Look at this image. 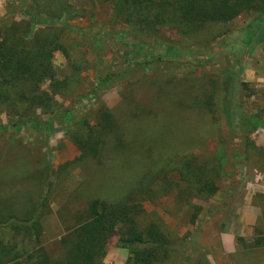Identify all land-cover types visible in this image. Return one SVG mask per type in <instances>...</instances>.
Wrapping results in <instances>:
<instances>
[{
    "label": "rangeland",
    "instance_id": "374dc122",
    "mask_svg": "<svg viewBox=\"0 0 264 264\" xmlns=\"http://www.w3.org/2000/svg\"><path fill=\"white\" fill-rule=\"evenodd\" d=\"M21 1L47 17L62 6L61 0H0V21L19 17ZM67 2L73 17L64 15L42 34L67 51L57 50L53 62L72 92L57 95L62 107L55 113L23 124L0 106V237L14 248L12 256L26 264L44 247L59 257L61 240L88 218L93 199L118 202L137 189L142 224L159 222L173 242L169 256L156 264H264V245H255L264 237L261 13L244 12L192 34L163 29L162 45L144 37L145 43L128 47L113 39L137 41L114 16L111 0ZM209 90L216 91V112L204 107ZM227 94L234 98V125L221 109ZM105 110L115 129L101 134ZM91 130L98 153L84 156ZM247 134L250 152L243 145ZM189 162L211 169L222 162L220 189L210 199L196 194L185 203L180 193L188 191L187 182L163 194L162 181H153L163 169L174 175ZM34 215L41 234L27 235L17 222ZM118 239L111 238L103 264L126 263L141 248L120 247Z\"/></svg>",
    "mask_w": 264,
    "mask_h": 264
},
{
    "label": "trees",
    "instance_id": "16d2710c",
    "mask_svg": "<svg viewBox=\"0 0 264 264\" xmlns=\"http://www.w3.org/2000/svg\"><path fill=\"white\" fill-rule=\"evenodd\" d=\"M61 1L60 13L50 17L40 15L21 1L17 7L19 17L6 16L0 21V106L8 115L17 117L21 124L25 119L33 120L41 115L55 113L62 107L57 95L68 96L73 90L69 80L57 78L53 62L57 50H63L66 54L67 51L56 38L42 34L44 26L57 25L64 15L73 17L72 6L67 0ZM111 1L114 16L126 22L135 33L137 41L130 40L129 37L113 38L128 47L145 43L144 37L154 38V44L162 45L160 36L163 29L192 34L210 23H227L250 11L261 13L256 35L264 37V0ZM62 27L72 29L67 23H63ZM169 52L173 51L169 49ZM47 82L50 84L45 85ZM243 84L242 86H247V83ZM196 101L199 100H193V104ZM204 107L211 112L217 111L215 90H209L206 94ZM221 109L234 125L236 110L233 95L227 94ZM97 129L101 134L115 129L110 111L100 113ZM118 135L120 136V130ZM243 145L250 152L253 141L249 135L243 139ZM97 147L96 134L91 130L89 140L83 144L84 156L92 151L97 154ZM70 164L71 161L65 166ZM174 171L175 174L171 175V172L163 169L153 177V181H162L160 189L163 194L181 189L182 182H187L188 191L180 193L185 203H190L196 194L210 199L218 193L223 178L222 162L216 163L212 169L204 165L195 167L189 162L185 167H177ZM186 192L188 196L185 197ZM195 206L196 209L199 208ZM88 214V218L77 224L73 232L61 240L62 253L59 257L40 247L36 252L42 253L39 256L30 253L26 264H103L111 238L116 235L119 236L120 247L141 246L123 264H156L169 256L173 242L167 230L156 221H149L147 224L141 222L145 208L137 189L118 202L93 199L89 204ZM19 221L18 226L27 235L41 234V223L37 215ZM0 223H4L1 218ZM255 245H264V237L256 239ZM13 250L14 248L6 247L0 237V264H25L18 255L12 256Z\"/></svg>",
    "mask_w": 264,
    "mask_h": 264
}]
</instances>
